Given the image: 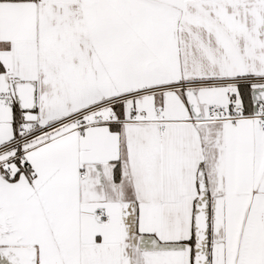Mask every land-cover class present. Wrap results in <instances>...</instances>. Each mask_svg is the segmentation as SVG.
I'll return each instance as SVG.
<instances>
[{
	"label": "snow or ice",
	"instance_id": "6c2138e0",
	"mask_svg": "<svg viewBox=\"0 0 264 264\" xmlns=\"http://www.w3.org/2000/svg\"><path fill=\"white\" fill-rule=\"evenodd\" d=\"M0 264H264V0H0Z\"/></svg>",
	"mask_w": 264,
	"mask_h": 264
}]
</instances>
